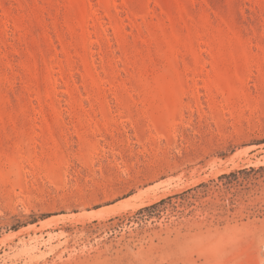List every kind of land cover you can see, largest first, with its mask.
<instances>
[{
    "label": "rangeland",
    "instance_id": "1",
    "mask_svg": "<svg viewBox=\"0 0 264 264\" xmlns=\"http://www.w3.org/2000/svg\"><path fill=\"white\" fill-rule=\"evenodd\" d=\"M260 167L264 0H0V264H264Z\"/></svg>",
    "mask_w": 264,
    "mask_h": 264
},
{
    "label": "trees",
    "instance_id": "2",
    "mask_svg": "<svg viewBox=\"0 0 264 264\" xmlns=\"http://www.w3.org/2000/svg\"><path fill=\"white\" fill-rule=\"evenodd\" d=\"M263 170H264V167H260L256 171H263ZM252 171H255V170L254 169H250L248 171L247 170H241L238 172L230 173L228 175H222L218 178V181L216 183H214V187L217 190H219V188H222V187H231L233 185V183H237V180H238L237 174L247 173V172H252ZM229 178H232L233 180L226 182V180H229ZM209 186H210V184L202 183V184H200V185H198L192 189H189V190H187L181 194L174 196V198L180 199L182 202L189 201L190 199L202 198V197H204V195H207V191L210 190ZM170 200H171V198H167V201H170ZM165 202H166V200H162V201L158 202L157 204H155L151 207L145 208L144 210L154 208L155 206L162 205Z\"/></svg>",
    "mask_w": 264,
    "mask_h": 264
},
{
    "label": "bare ground",
    "instance_id": "3",
    "mask_svg": "<svg viewBox=\"0 0 264 264\" xmlns=\"http://www.w3.org/2000/svg\"><path fill=\"white\" fill-rule=\"evenodd\" d=\"M88 215H91V213H89Z\"/></svg>",
    "mask_w": 264,
    "mask_h": 264
}]
</instances>
